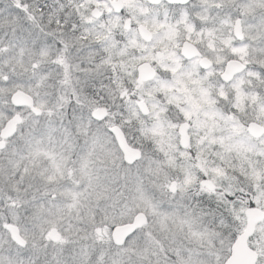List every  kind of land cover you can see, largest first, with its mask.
Listing matches in <instances>:
<instances>
[{"label": "snow or ice", "instance_id": "6c2138e0", "mask_svg": "<svg viewBox=\"0 0 264 264\" xmlns=\"http://www.w3.org/2000/svg\"><path fill=\"white\" fill-rule=\"evenodd\" d=\"M0 264H264V0H0Z\"/></svg>", "mask_w": 264, "mask_h": 264}]
</instances>
